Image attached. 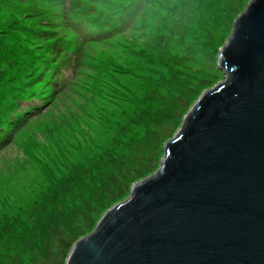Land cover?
Instances as JSON below:
<instances>
[{
	"label": "rangeland",
	"instance_id": "rangeland-1",
	"mask_svg": "<svg viewBox=\"0 0 264 264\" xmlns=\"http://www.w3.org/2000/svg\"><path fill=\"white\" fill-rule=\"evenodd\" d=\"M251 1L0 0V108L25 60L58 47L79 61L63 72L66 89L0 149V264H67L158 171L199 97L225 80L218 58ZM91 9L116 25L83 42L67 23Z\"/></svg>",
	"mask_w": 264,
	"mask_h": 264
},
{
	"label": "water",
	"instance_id": "water-1",
	"mask_svg": "<svg viewBox=\"0 0 264 264\" xmlns=\"http://www.w3.org/2000/svg\"><path fill=\"white\" fill-rule=\"evenodd\" d=\"M203 93L67 264H264V0L236 19Z\"/></svg>",
	"mask_w": 264,
	"mask_h": 264
},
{
	"label": "trees",
	"instance_id": "trees-1",
	"mask_svg": "<svg viewBox=\"0 0 264 264\" xmlns=\"http://www.w3.org/2000/svg\"><path fill=\"white\" fill-rule=\"evenodd\" d=\"M74 14L72 17L78 20L68 21L67 27L69 33L76 39L87 42L90 38L101 39L114 32L116 23H112V26L105 24V19H98L97 14L94 16V11L84 13V16L90 17H79V10ZM97 22L101 23L102 27H96ZM57 30L51 28L50 35H56ZM78 64V55L71 48L62 50L57 47L47 56H42L40 59L39 56L27 59L18 65L16 74L13 76L17 85H11L14 92L4 97L3 100L7 98L6 103L0 108V149L10 142L15 131L41 111L42 106L45 107L56 94L66 89L70 79L65 78L63 72L74 70ZM48 90L50 93H47ZM33 102H38L40 106L32 105Z\"/></svg>",
	"mask_w": 264,
	"mask_h": 264
}]
</instances>
